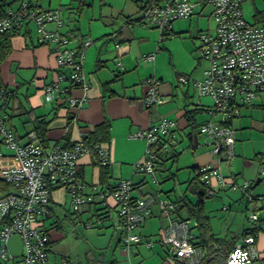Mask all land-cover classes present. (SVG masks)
<instances>
[{"label": "built area", "instance_id": "1", "mask_svg": "<svg viewBox=\"0 0 264 264\" xmlns=\"http://www.w3.org/2000/svg\"><path fill=\"white\" fill-rule=\"evenodd\" d=\"M246 1L160 0L139 11L138 21L142 26L164 35L170 33L174 21L194 16L198 7L201 10L205 7L211 9L214 28L196 34L198 56L208 67L202 79L182 77L180 83L190 84L198 98L208 97L213 101L208 113L211 118L217 114L221 118L198 126L197 134L207 139L206 146L212 156L225 154L227 159L234 156L236 142L230 122L240 117L243 108L251 107L258 96L264 95V27L245 21L242 5ZM26 24L33 25L38 41L48 45L58 66L67 70L60 75L57 84L44 89L47 101L52 102L65 94L66 91L58 85L61 80L78 85L85 93L88 83L82 71V58L83 51L92 41L87 39L80 51L69 48V40L61 32L64 26L62 9L40 11L32 8L27 1H21L16 10L7 11L0 19V31L21 28ZM47 25H54L56 29L49 31ZM143 60L153 61L154 55H145ZM146 87L143 104L146 109H151L160 103L159 81L149 78ZM5 93L0 88V143L12 151L14 164L0 168V179L10 187L8 193L0 195V264H49L51 231L55 229L46 225V220L55 189L64 190L73 213H78L87 204L106 203L112 199L119 219L115 228L122 235L123 249L129 251L137 244L151 246L140 233L149 214L147 204L143 198L132 195L131 179L119 180L112 189L103 190L97 186L87 188L79 178L80 158H93L96 155L99 164L107 165L110 161L108 148L103 144L87 146L82 141L84 137L71 147L58 144L45 147L34 132L27 133L26 141L21 142L2 112ZM87 101L85 94L80 98L70 97L68 106L77 111ZM177 125L174 120L161 117L157 124L130 135V138L145 143L143 160L133 166L134 172L148 175L157 184V166L171 161L177 152ZM197 173L207 187L203 202L214 196L213 186L226 188L230 185L232 189L236 188L233 182L228 183L217 167L203 166ZM258 178L264 180V163L258 169ZM250 185L245 182L241 190L246 192ZM246 196L248 201L256 199L264 202V196ZM158 204L161 213L168 218V225L161 231L159 241L166 248L169 258L175 262L200 264L205 251L192 243L195 222L176 218V207L171 200H159ZM249 219L255 222L258 218L251 213ZM92 220L85 227H93ZM95 223L100 224L102 220L96 218ZM12 236L20 239V256H14L9 251L8 240ZM240 240L242 243H235L228 253L226 264H253L259 261L255 236L244 235ZM62 264H66V261Z\"/></svg>", "mask_w": 264, "mask_h": 264}, {"label": "crops", "instance_id": "2", "mask_svg": "<svg viewBox=\"0 0 264 264\" xmlns=\"http://www.w3.org/2000/svg\"><path fill=\"white\" fill-rule=\"evenodd\" d=\"M27 1L32 8L40 11H44L45 8H48L45 10L62 9L64 26L61 32L69 40V48L79 50L87 39L92 41L83 51L82 58V71L86 75L88 87L85 93L79 86L69 90L70 83L61 80L58 85L66 91L65 94L52 102L47 101L44 89L57 84L60 75L66 73L67 70L58 66L49 46L38 41L34 27L29 25L27 26L28 32L22 29L20 35H16L11 39V52L7 59L0 64V84L9 93V96L4 99L2 107L7 122L12 130L14 126L11 123L16 122L19 127L26 131V135L32 131V121L36 117H41L49 122L46 134L48 144L50 146L56 144L63 146L76 144L84 136L90 134L96 126L107 121L110 126V141L108 146L105 145L110 154L108 185H115L122 179L132 180V195L143 198L149 212L140 228V233L146 241L151 243V246L137 244L126 251L123 249L121 233L114 228L115 234L112 233L109 237L113 243L114 249L112 252L115 258L109 264H180L169 258L166 248L159 241L161 231L168 225V218L160 211L158 203L159 199H162L159 194L168 193L167 195L171 198L176 194L177 185H168L171 188L170 190L165 189L166 192L160 190L157 193L150 187L146 179L148 175L134 172L133 165L143 160L145 144L142 140L130 138V135L157 124L161 117H167L177 122V131L181 137L183 136V139L189 140L194 132L192 133V126L187 122L186 114L197 110L195 115L196 126H198V123L207 122L208 109L211 107L210 99L200 97L197 102H194L191 98L192 93L194 94L191 85H181L180 83L182 75L176 74L177 83H174L172 80H164L161 73H159L164 59L169 62V58L173 56V51L169 46L170 41L167 40L169 38H179L182 40L187 54L190 55V67H192L188 70L190 74L184 76L194 77L195 80L203 78L208 65L205 66L206 62L199 58L195 47L196 34L201 30L195 28L193 32H190L193 17L196 15L200 17V13L191 18L183 19L189 20L188 30L178 28L174 26L175 24H172L171 35L163 37L158 30L140 24L137 20L140 16L139 9L133 0ZM250 1L254 6L258 4V0ZM20 2L21 0L14 1L10 9H17ZM260 14L264 18V14ZM255 17L257 21H263L260 16ZM55 29L54 25H47V30L53 31ZM185 33H187V37L184 35ZM115 45L118 46L115 47ZM150 54L154 55V60L144 61L143 56ZM149 78L159 81L160 103L151 109H146L143 104V97L147 88L146 81ZM182 87H185L184 92ZM84 94L88 101L82 109L74 111L69 108L68 99L70 97L80 98ZM261 106H258V108L261 109ZM253 108H256L254 104L245 109L253 110ZM197 116L200 117V120ZM250 125L251 129L264 131V121L254 120ZM15 134L21 142L25 141V138L22 139L23 137H20L16 132ZM194 135H197V142L194 139L193 142H190L193 157L187 162L189 166L187 167L188 172H185L186 181H184L187 186L193 179L192 171L195 172V168L207 166L220 169L222 162L213 158L207 149H200V136L197 134V130ZM236 143L237 140L235 142V152L238 147ZM12 154V151L5 149L3 144L0 143V168L14 164ZM179 156L172 162H177ZM92 161L93 158L87 156H83L79 160V178L87 188L90 186L99 187V167L95 166ZM253 161L260 166L264 163V154L257 153ZM244 163L251 167V164ZM237 164H230L229 166V169L235 171L229 172L225 177L229 184L233 182L236 185V182H238L239 169ZM124 165L129 166L131 171L124 169ZM179 168L184 169V162ZM242 171L247 173L246 169ZM157 172L164 174L163 181L173 180L172 182L175 183L174 180H179L181 177L178 172H172L171 166L166 168L164 164L158 166ZM261 181L259 179L255 186V183H253L252 188L259 185ZM1 190L2 187H0ZM213 190L215 194L212 197H215L216 192L223 189L213 186ZM240 192L241 197L246 200L247 193L242 190ZM183 198L190 204H195L196 200H191L185 195L175 197V200H172L175 203L176 210L179 211V217L185 218L186 213L180 210L183 206L180 201ZM255 202L252 201L251 203L255 205ZM246 203L249 202L246 200ZM66 204H69L67 195H59L58 198L56 196L54 198L52 195L46 225L52 223L53 216H57L56 209ZM104 206L106 207L104 217L108 218L98 225L105 227V223L110 222L109 227H117L119 219L112 199H108L104 205L87 204L81 209L80 214H87V223L93 218L96 219V209ZM256 207L257 205L254 206V208ZM208 218L210 219L209 216ZM258 218L257 222L250 224V227H260L263 231L259 232L256 241L260 260L255 261L253 264H259L264 260V217L258 216ZM79 219L81 220V218ZM245 219L249 220L247 217ZM56 226L60 227L57 224ZM250 229H244L243 231ZM57 231H51V235H54L53 232ZM231 239H234L235 242L237 236ZM156 243L160 245V248L156 246Z\"/></svg>", "mask_w": 264, "mask_h": 264}, {"label": "rangeland", "instance_id": "3", "mask_svg": "<svg viewBox=\"0 0 264 264\" xmlns=\"http://www.w3.org/2000/svg\"><path fill=\"white\" fill-rule=\"evenodd\" d=\"M13 7H15V5H13ZM54 9L58 8L49 10ZM199 13L200 17H198L197 15L194 17L192 16L193 19L192 23L190 24V32H193L195 28L206 32L211 31L214 28V22L210 16L211 9L209 7H205L203 10H201V8L198 7L196 14ZM260 13L264 14V0H258V4H256V6H254L250 0H247L242 5V14L245 21L250 24H256L264 27V18ZM255 16H260L263 21H257L255 19ZM137 20H139V18ZM172 24H175L174 26L178 28L188 30L189 20L179 19L174 21ZM30 26L33 27L32 24ZM184 35L186 37L188 36L187 33H185ZM167 41H170L169 46L173 51V56L169 58V62L164 59L159 73H161L164 80H172L174 83H177L176 74L182 75L183 77H186L184 75L190 74V71H188L189 68L192 69V67H190V55L187 54L181 39L169 38V40ZM197 46V41H195V47L197 48ZM206 65L207 63L205 64V66ZM190 79L195 80L194 77ZM182 90L184 92L185 87H182ZM191 98L194 102H197L198 100V97L193 93ZM210 101L211 106H213V101L211 99ZM253 104L254 107H256L255 109L253 108V110H246L245 108H243L241 110V117L233 119L230 125L231 129L235 131V139L237 140L236 145L239 147H237V150L234 153L232 159H227L225 154H222L220 157L212 156L213 158L222 161L219 170L221 171V174H223V177H226L229 172H235L232 169H229L230 164L235 165L236 163H238L237 168L239 169V177L238 182H236L235 189H232L230 185H227L226 188H221L223 190L217 191L215 197L208 198V200L204 202V212L210 217L209 229H207L204 233L205 238H209L211 234L216 237L226 239H231L237 236L235 242L237 245H239L242 243V241L240 240L241 232L244 229L252 228L250 227V224L255 223L251 222L250 220H246L245 217L249 219L251 213H254V215H256L257 217H264V202L256 201L255 205H257V207L254 208V203H251L252 201H248L246 196V200L249 202L247 204L246 200L241 197L242 194L240 192L241 187L245 182L253 184L258 179V169L261 165L259 166V164L254 162L253 159L257 155V153L264 154V131L254 130L250 128V124L254 120L264 121V110L258 108V106L264 105V95L258 96L257 99L254 100ZM198 117L199 116H197V118ZM220 118L221 116L218 114L217 116L212 118L209 114L207 122L210 121V119L216 122ZM198 120H200V117L198 118ZM11 124L12 126H14L13 131L16 132L20 137H23L22 139L25 138L26 141V131L22 127H19L16 122ZM202 124V122L198 123V126ZM175 136L177 139L175 150L180 153L179 159L177 160V162L167 161L163 164L166 166V168H169L171 166L172 172H178L179 176H181L180 179L174 180L176 184L172 182L173 180L163 181L162 177L164 176V174L161 172H156L158 181L157 184L153 183L151 177L149 176H146V179L148 180L150 187H152L157 193H159L160 190H170V186L177 185L175 189L176 194L171 198L167 195L168 193H160L159 196L162 200L174 201L175 197L177 198L178 196L185 195L188 196L191 200L195 201L197 197L188 190L187 183H184V181H186L185 172H188L187 167L189 166L187 162L190 158L193 157V153L190 147V141L187 139H183V136L181 137L178 131H176ZM206 142V138H204L203 136L199 137V147H201L200 149H207L209 151V148L206 146ZM3 147L7 149L4 145ZM183 162L184 169L181 170L179 166H182ZM244 162L251 164V167L249 165H245ZM123 168L131 171V168L127 165H124ZM244 169H246L247 173H244L242 171ZM195 175L196 172L192 171L193 178L195 177ZM246 193L250 196H264V180H262L255 188H251L246 191ZM52 195L54 198L55 196L58 198L59 195L65 196L66 194L62 189H55L52 191ZM56 215V217H52V223H49V225L53 224V222L57 225H60L59 230L57 232H53L54 235H51V239L54 242L52 245L53 249L50 251L48 256L49 264H62V262L64 261H66L67 264H109L114 260L115 255L112 252L114 247L109 236L112 233L115 234V227H109L111 225L110 222L105 223V227H101L100 225L95 223V219L93 218V227H83L84 225L82 226V224L83 222L86 223L87 214H80L79 217L74 216L73 212L70 210L69 204L57 208ZM79 218H81V220ZM192 221L194 222V220ZM193 232L197 234V230H194ZM156 246L160 248L159 244H157ZM8 248L11 254H13L14 256H20L22 252V246L18 236H12L8 240Z\"/></svg>", "mask_w": 264, "mask_h": 264}, {"label": "trees", "instance_id": "4", "mask_svg": "<svg viewBox=\"0 0 264 264\" xmlns=\"http://www.w3.org/2000/svg\"><path fill=\"white\" fill-rule=\"evenodd\" d=\"M14 1H17V0H14ZM14 1L11 2L10 0H0V19L5 16V14L10 9V7ZM133 1L137 5L139 11H141L145 7L156 4L160 0H133ZM79 12H80V10H79ZM27 26H29V24H26L21 28H12V29L7 30V31H0V64L2 62H4V60L7 59V57L9 56V54L11 52V39L16 35H20L21 34L20 31L22 29H24V31L28 32L29 30H28ZM169 35H171V30H170L169 34H164L162 36L166 37ZM79 51H80V49H79ZM76 87H78V85L70 84L69 90L76 88ZM0 88L4 89V91L6 92L5 98H7L9 96V93L7 92L6 88L2 87L1 84H0ZM2 107H3V104H2ZM261 109L264 110V105L261 106ZM196 111L197 110H194V111H191V112L186 114L187 115V122L189 123V125L192 126V133L194 132L192 134V136L189 137L190 142H193V136L195 134V131L197 130V126L195 123V115L197 113ZM3 114H5L4 111H3ZM48 126H49V122L46 121L45 119L41 118V117H38V118L36 117L32 121V131L31 132H34L36 134V136L38 138H40L41 142L43 143V145L45 147H48V145H49L48 140L46 138ZM109 128H110V126H109V123L107 121L103 122L101 125L96 126L94 128V130L92 132H90V134L84 136V138L82 140L83 143L85 145L91 146V147H93L96 144H99V145L103 144V145L108 146L109 141H110L109 140V130H110ZM71 146L72 145H68V144L63 145V147H65V148L71 147ZM178 156H179V153L176 152L171 157V161H175L178 158ZM92 163L95 166L99 167V184H98L99 187L102 188L103 190L112 189L116 184L115 185H108V181L110 179V177H109L110 172H109L108 164L107 165L99 164L97 161L96 155L93 156ZM162 164L163 163H160L159 165H162ZM158 166H157V168H158ZM194 170L196 172V175L190 181L187 188L193 195H195L197 197L196 203L190 204L184 198L181 199L180 202L183 203V206H181L180 210H182L186 213V217L185 218L179 217L180 216L179 211L175 210V215L177 214L176 218L194 220L196 225L192 227V234H191L192 243H193V245H195V246H197V247H199L205 251V257L200 264H226V258L228 256V253L234 248V245L236 242H234V239L228 240L225 238H219V237H215L213 234H211L209 238L204 237V233L206 232L207 229H209V224H208L209 218L204 212V202H203V199L205 198V195H206L205 192H206L207 187L200 180V174L197 173V170H199V168H195ZM0 187H2V190L0 191L1 194L8 193L10 190V187L3 180H0ZM251 188H252V184L250 185L249 189H251ZM254 201H256V199H254ZM91 204L104 205V202L91 203ZM173 204H175V203L173 202ZM105 209H106L105 206L96 209L97 214L95 215V217L97 219H101L102 221L107 219L108 217L107 218L104 217L106 214V213H104ZM78 213H80V211ZM78 213H73V215L76 217H79ZM100 217H102V218H100ZM257 220L255 222H257ZM83 225L85 227L86 223H83ZM50 226L53 227V229H55V230H59V227L56 226V223H53ZM194 230H197V234L193 232ZM261 231L262 230L260 227H253L250 230L243 231V233L240 236L242 237L244 235L250 234L252 236H255V241H257V237L259 235V232H261ZM52 245H53V243H52ZM50 251H51V249H50ZM50 251H49V253H50ZM179 263L180 264H188V263L183 262V261L179 262ZM66 264H67V262H66ZM259 264H264V260H262Z\"/></svg>", "mask_w": 264, "mask_h": 264}, {"label": "water", "instance_id": "5", "mask_svg": "<svg viewBox=\"0 0 264 264\" xmlns=\"http://www.w3.org/2000/svg\"><path fill=\"white\" fill-rule=\"evenodd\" d=\"M193 139L195 142H197V135H194L193 136ZM259 182V179H257V181L255 182L254 186Z\"/></svg>", "mask_w": 264, "mask_h": 264}]
</instances>
